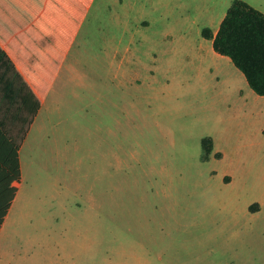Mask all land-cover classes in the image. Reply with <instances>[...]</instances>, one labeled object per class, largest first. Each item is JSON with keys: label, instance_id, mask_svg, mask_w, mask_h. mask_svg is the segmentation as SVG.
<instances>
[{"label": "rangeland", "instance_id": "1", "mask_svg": "<svg viewBox=\"0 0 264 264\" xmlns=\"http://www.w3.org/2000/svg\"><path fill=\"white\" fill-rule=\"evenodd\" d=\"M232 1H92L19 150L0 264H264V98L202 36Z\"/></svg>", "mask_w": 264, "mask_h": 264}, {"label": "trees", "instance_id": "2", "mask_svg": "<svg viewBox=\"0 0 264 264\" xmlns=\"http://www.w3.org/2000/svg\"><path fill=\"white\" fill-rule=\"evenodd\" d=\"M92 0H0V35L13 25L31 35L11 52L0 41V228L21 183L19 150ZM211 40L214 52L227 57L251 90L264 98V13L233 0ZM28 52V53H27ZM27 53V56H26ZM208 160L213 139L201 140ZM259 204L249 206L250 212Z\"/></svg>", "mask_w": 264, "mask_h": 264}, {"label": "crops", "instance_id": "3", "mask_svg": "<svg viewBox=\"0 0 264 264\" xmlns=\"http://www.w3.org/2000/svg\"><path fill=\"white\" fill-rule=\"evenodd\" d=\"M93 1V0H92ZM258 10V9H257ZM87 13V12H86ZM83 21V20H82ZM79 30V29H78ZM78 32V31H77ZM77 34V33H76ZM76 36V35H75ZM75 38V37H74ZM74 40V39H73ZM73 42V41H72ZM55 81H56V79L54 80V82H52L53 84H52V86H51V89L53 88V85H54V83H55ZM46 96H47V94H46ZM46 96H45V98H46ZM45 98H44V100H45ZM44 100H43V102H44ZM43 104V103H42ZM42 106V105H41ZM40 110V109H39ZM39 112V111H38ZM37 115H38V113H37ZM37 115H36V117H37ZM36 117H35V119H34V121H33V123L31 124V126H30V129H31V127L33 126V124H34V122H35V120H36ZM30 129H29V131H30ZM29 131H28V133H29ZM27 133V134H28ZM27 136V135H26ZM19 160H20V158H19ZM20 167H21V165H20ZM21 176H22V170H21ZM22 178V177H21ZM21 181H22V179H21ZM20 191V190H19ZM19 191H18V194H19ZM18 194H17V196H18ZM17 196L14 198V202H15V200L17 199ZM13 202V203H14ZM13 205V204H12ZM12 207V206H11ZM11 207H10V209H11ZM10 211V210H9ZM9 214V213H8ZM7 218H8V216L6 217V220H7ZM6 222V221H5ZM5 222H4V224H5ZM3 226V225H2Z\"/></svg>", "mask_w": 264, "mask_h": 264}]
</instances>
